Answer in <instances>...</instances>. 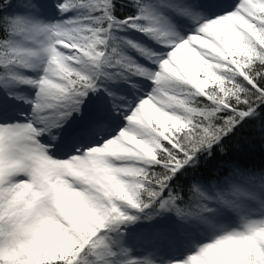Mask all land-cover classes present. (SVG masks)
Wrapping results in <instances>:
<instances>
[{
    "label": "snow or ice",
    "instance_id": "snow-or-ice-1",
    "mask_svg": "<svg viewBox=\"0 0 264 264\" xmlns=\"http://www.w3.org/2000/svg\"><path fill=\"white\" fill-rule=\"evenodd\" d=\"M0 264H264V0H0Z\"/></svg>",
    "mask_w": 264,
    "mask_h": 264
},
{
    "label": "rangeland",
    "instance_id": "rangeland-1",
    "mask_svg": "<svg viewBox=\"0 0 264 264\" xmlns=\"http://www.w3.org/2000/svg\"><path fill=\"white\" fill-rule=\"evenodd\" d=\"M150 238L152 239L153 237H151V236H146L145 237V240H147V241L144 242V243L148 247H151L154 244H161V245H163V243H164L163 240H156V239L155 240H151Z\"/></svg>",
    "mask_w": 264,
    "mask_h": 264
}]
</instances>
